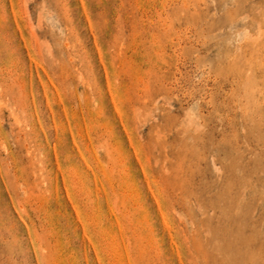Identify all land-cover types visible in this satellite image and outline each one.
Listing matches in <instances>:
<instances>
[{
  "label": "rangeland",
  "instance_id": "rangeland-1",
  "mask_svg": "<svg viewBox=\"0 0 264 264\" xmlns=\"http://www.w3.org/2000/svg\"><path fill=\"white\" fill-rule=\"evenodd\" d=\"M0 264H264V0H0Z\"/></svg>",
  "mask_w": 264,
  "mask_h": 264
}]
</instances>
